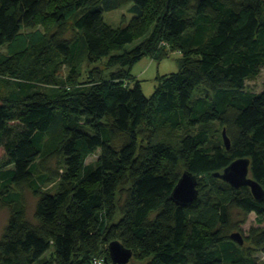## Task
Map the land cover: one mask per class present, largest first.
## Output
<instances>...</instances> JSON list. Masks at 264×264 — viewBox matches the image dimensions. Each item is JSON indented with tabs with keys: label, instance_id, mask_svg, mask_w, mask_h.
<instances>
[{
	"label": "trees",
	"instance_id": "16d2710c",
	"mask_svg": "<svg viewBox=\"0 0 264 264\" xmlns=\"http://www.w3.org/2000/svg\"><path fill=\"white\" fill-rule=\"evenodd\" d=\"M128 5L130 24L104 23V13ZM39 25L57 29L17 50L23 31ZM141 37L116 71L94 67L75 82L84 62ZM5 46L23 52L13 74ZM174 52L179 71L158 76L145 96L133 66ZM263 69L264 0H0V78L12 86L0 102V202L11 208L0 264L45 263L51 248L54 264H111L113 241L139 264H264V200L213 175L249 158L264 188V89L246 87ZM214 123L222 140L210 144ZM185 171L197 176L199 196L181 207L171 194ZM53 183L54 193L44 191ZM25 190L37 198L32 219ZM251 213L258 226L246 247L230 236Z\"/></svg>",
	"mask_w": 264,
	"mask_h": 264
},
{
	"label": "rangeland",
	"instance_id": "374dc122",
	"mask_svg": "<svg viewBox=\"0 0 264 264\" xmlns=\"http://www.w3.org/2000/svg\"><path fill=\"white\" fill-rule=\"evenodd\" d=\"M131 5H128L126 7L120 8L118 10L112 11V12H106L103 14V21L104 23L109 26L112 30H115L119 28L122 25H128L132 22L134 19V16L132 13H130ZM50 28V29H47ZM56 27L53 25H50L49 27H43L42 25H39L34 30H28L25 29L23 31V35L21 38V41L16 42L17 50L25 49L28 45L34 44L36 38H38L41 35L46 34V36H51L55 31ZM68 35L72 34L71 31L67 32ZM143 37L137 39L134 43L128 44L125 46H122L120 48H112L104 49V54L100 56V59L97 63L91 64L84 62L79 70L75 74H79L76 77V83L85 82L90 79L91 77V71L94 67H100L105 71V73L108 75L113 71L117 70V64L119 61V58L127 51L135 47L138 43L141 42V39ZM170 51V49H167ZM1 52L4 55H7L9 57V61H7V64L4 66L5 73L13 74V60H21V56L23 52L15 53L10 52L8 46H5L1 48ZM18 56V57H17ZM178 58L179 54L174 52L171 53L169 57L165 58L162 61H156L153 59L152 56H147L143 58L141 61L136 63L132 68V74L136 76L137 80L140 81L141 87L143 90V93L145 96L150 97L157 86L156 78L158 76H164L167 74L175 73L179 71V64H178ZM70 74V69L68 67L63 66L59 73V78L66 80L68 79ZM12 82V81H11ZM246 87L256 93L261 92L264 89V69L262 73L253 79L246 81ZM44 91L49 92L52 89L48 87H42ZM12 90V86L5 85L4 81L0 78V102L8 96L9 92ZM201 95V94H199ZM151 122L149 115L145 116L143 124L141 125V128H150ZM211 142L210 144H215L218 142H221V131L219 129L218 124L211 125ZM3 156V150L0 148V158ZM99 156V152L90 156L87 159V163H96ZM57 188L56 183L50 184L45 186L43 189L47 192H55ZM23 202L25 206V210L27 213V216L32 219L35 212V207L37 203V198L34 194H32L30 191L25 190L23 192ZM11 215V208L4 203L0 202V237L2 236L4 229L6 227V224L10 218ZM258 226V222L256 219V214L251 213L247 219V221L244 224H241L240 230H238L241 235L244 238V245L250 246V242L247 240V237L249 235V230L251 227ZM237 232V231H236ZM261 258H263L262 254H257ZM45 263H36V264H54V250L51 248L44 256ZM94 263L96 264V260L94 259ZM140 262H135L134 260L130 262L129 264H139ZM105 264H107L105 262Z\"/></svg>",
	"mask_w": 264,
	"mask_h": 264
},
{
	"label": "water",
	"instance_id": "95a60500",
	"mask_svg": "<svg viewBox=\"0 0 264 264\" xmlns=\"http://www.w3.org/2000/svg\"><path fill=\"white\" fill-rule=\"evenodd\" d=\"M223 141L227 149L230 148V139L224 128L222 131ZM251 161L249 158H240L233 161L223 172H215L216 178L222 179L233 188L240 189L248 187L252 195L258 201L264 200V188L262 185L251 177ZM199 196L198 178L191 172L185 171L178 183L176 184L171 199L181 207L191 205ZM231 239L244 244V238L239 231L231 234ZM111 264H129L133 258V251L126 248L120 241H113L109 244Z\"/></svg>",
	"mask_w": 264,
	"mask_h": 264
},
{
	"label": "built area",
	"instance_id": "2783aa9c",
	"mask_svg": "<svg viewBox=\"0 0 264 264\" xmlns=\"http://www.w3.org/2000/svg\"><path fill=\"white\" fill-rule=\"evenodd\" d=\"M105 262H106V259L104 257H101L96 260V264H105Z\"/></svg>",
	"mask_w": 264,
	"mask_h": 264
}]
</instances>
